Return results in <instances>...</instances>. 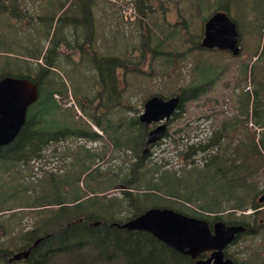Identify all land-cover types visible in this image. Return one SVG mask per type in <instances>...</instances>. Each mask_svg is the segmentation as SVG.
<instances>
[{
    "label": "rangeland",
    "instance_id": "obj_1",
    "mask_svg": "<svg viewBox=\"0 0 264 264\" xmlns=\"http://www.w3.org/2000/svg\"><path fill=\"white\" fill-rule=\"evenodd\" d=\"M15 1L21 5L14 4L18 11L16 16L0 14V72L2 73L8 69V71H11L10 74L16 76L22 75L23 72L34 75L40 67L37 62L44 63L45 59H50V62H52L57 59L53 64L57 66L59 73L47 68L46 74L42 77H51L57 86L63 89L56 92L55 96L61 106L71 108L74 115L78 117L79 121H71L74 123L73 125L88 131V136L91 138L76 139L74 137V139L69 140L72 146L75 147L80 144L84 149L78 153L57 151L54 154H57L59 162L62 163H53L55 157L51 155L53 152L49 146L41 160L36 158L28 163L24 162V167L21 170L17 169L18 165L16 163L18 162L3 163L2 165L8 166L0 168V198L2 199L0 205L12 206V209L8 210L7 213L12 210L16 211L23 225L27 223L30 225L32 220L29 211L36 204V200L43 201L44 193L41 194V192L46 187L49 188L48 177L51 172H53L54 182L51 189V198L53 199L70 200L77 196L86 205L87 200L93 197L101 199L104 196H116L120 199L119 206L122 207L132 197H137L142 193L143 204L139 206V209L144 210L147 208V204L145 198H143V191L147 188L146 183L149 181L150 184V181L156 177L162 191L175 192V196L172 197L173 204L177 202L178 207L187 209V212L184 213L188 215L207 219L210 227L216 219L228 223V216L231 213L234 215L253 213L255 209L251 206H248L244 211L238 209L234 210L235 213L230 211L232 209H229V207L237 202V199L236 201H230L227 198V201L222 202V199L226 196L224 193L221 194L225 184L230 185L238 182L236 178L227 177L223 168L218 173L220 176H214V183L204 188V192H209L211 196L205 195V199L202 201L196 200L197 195L195 196L191 192H189L191 193V197H189L187 193L189 183L186 187L182 185L179 187L176 178H182V173L186 171L184 169L189 167L187 165H191L190 162L193 160L194 164L191 167L197 166L199 169L195 176V183L199 186L198 182L202 180V176L204 177L207 172L204 166L208 160L225 158L220 156V152L223 150L227 153V156L232 155L233 151L246 152L247 149L243 150V148L232 150L235 145V142H232L233 138L235 141L242 139L246 135H250L252 131H255L256 140L260 137L262 127L254 122L251 115L245 116V114L239 113L238 106L242 102L245 104L248 99L245 90L253 88L250 75L251 66L255 64L259 65L261 71L264 69V61L257 60L264 59V55L260 54L258 57L259 54L254 53L256 50L255 40L258 39L254 28L258 24L261 35L259 36L257 50L261 49L264 40V0H256L257 4L258 1L260 2V5L258 4L259 12L257 11V14H259L258 22H255L252 18L255 13L251 12L249 15L250 0L247 10L240 9L238 16L237 9H234L232 14L229 13L235 20L237 17L236 23L241 45L238 54H232L229 50L201 47L199 41H201L203 35L204 20L200 24V36L192 34V31L196 33L199 28L198 21L195 19L190 26L191 32L185 38H182V34L180 37L175 34L172 37H165L164 34L171 26L164 27L163 22L165 21L166 26H168L178 20L180 16L176 0L169 1L165 9H162L163 3L159 0H89L88 15L86 5L76 9L75 7H78V5L73 2L74 0H71L69 6H67L68 10L58 13L54 20H52L53 14L69 0ZM141 4L152 5L154 10L148 11L149 8H140ZM260 6H263V8L260 9ZM196 10V4L191 0L188 8L189 15ZM159 19L162 25L161 36L165 38L162 47L157 46L154 40V36L159 35L154 27ZM86 31L88 33L87 38ZM167 39L169 40L168 43L166 42ZM192 39H198V43L195 44ZM76 41L82 43L78 45L79 49H82L79 59L75 58L73 51L63 52L58 58V45L68 42L75 44ZM63 48H68V46H63ZM4 49L10 50L12 53L7 55ZM171 51L176 52L175 58L166 59V57L171 56ZM71 55L75 57H71ZM104 55L118 57V59H114L118 63L114 71V76L117 77V89L114 92V95H116L115 100L119 102L118 109L122 110L124 116L133 114L137 117L135 125H139L138 130L141 131L143 130V124L139 119V114L143 110L144 100L149 95L161 93V95L169 97L178 92L181 94L183 87L187 89L191 81L199 80V74L201 76L209 73L208 80L202 83L206 90L197 96L186 97L182 105L178 106L176 112L169 119L168 133H170V136L167 137V140L163 142L161 140L163 137L160 138L152 145L150 153H146L148 161L144 176L143 179H140L141 182H136L137 185H129L125 181H121L118 175H111V173L119 174L127 170L130 166L129 161L138 159L132 144L128 143L129 145L126 146L128 153L124 152V145H122L123 150L120 149V141L117 142L116 140L125 141L126 139L109 138L108 134L111 132L112 124H109L107 133L103 132L99 136L91 135L92 128L95 130L97 128V132L101 130L94 124V119L88 117L87 110H96V104L104 103L105 92H109L108 89H104L105 92L103 91L99 71L93 61L94 57H104ZM167 60L173 61L171 71L167 67ZM120 61H123V65H119ZM125 61L127 62L126 69L124 68ZM244 64L247 65L246 72L241 73ZM134 66L138 67L133 70ZM245 74L247 76L244 77ZM63 75L67 80H64ZM100 96H103V98H100ZM252 96L253 94H251V99ZM90 97L91 100H89ZM86 104L87 106H85ZM249 105L251 112L252 104L249 103ZM116 109L117 107H115ZM235 115L238 117L237 123L239 125L236 124L228 130L230 138L225 143L226 138H219L218 133L224 129L223 123L228 119H232L231 123L233 124ZM86 120L88 123H86ZM118 121L115 120V122ZM115 122L112 121L114 126L117 127ZM132 131L135 132L136 127ZM81 135L84 136V133L81 132ZM216 138L218 141L221 139V142L216 141L203 153L198 152L191 155L190 158H185L181 153L187 143L195 144V147H197L201 139L212 141ZM246 138L248 139V137ZM94 140L97 144L92 142ZM114 140L118 145L114 143ZM218 145H224L225 149L219 150ZM95 146H97V149H95ZM177 146L178 148H176ZM61 148H63L62 145ZM86 151L92 152L93 155L88 156L90 165L94 166L98 163L93 168L92 173L87 175L83 170H80L83 168L79 162L73 163L77 161L74 155ZM64 167H70L71 170L75 171L73 174L78 175L79 171L80 178L76 181V177L74 182V179L70 177L71 184L66 182L63 177L71 172L68 169H61ZM74 167L75 169H73ZM164 169L175 170V172H173V175H169L164 173ZM209 174H211L210 171ZM153 175L155 176L153 177ZM44 176L46 177V184H41L40 178ZM260 181V187L264 189V179ZM171 182H174L177 186L171 188ZM58 185L60 188H56ZM124 189L129 190V193H125ZM185 190L186 192H179V194L185 196V204L180 202L182 198L175 201L177 191ZM8 192L12 193L6 196ZM259 195L260 193L257 194V198L253 200L254 202H258ZM51 201L53 200L44 202ZM156 202L157 204L164 202V199L159 198ZM137 203L138 201L134 200V204ZM200 203L204 207H201ZM258 204V209L262 211V216L260 215L259 218L263 220L264 199ZM55 206L53 205L54 208ZM164 206L173 208L171 205ZM205 207H208L209 210L205 211ZM217 207L223 210H217ZM215 209L216 211H214ZM114 210L117 213L125 212L116 208ZM176 210L182 211L181 209ZM5 212V209L0 211V222L2 224L4 221L14 224L18 220L15 215H6ZM21 215H24V217ZM16 224L18 230L19 222ZM259 240L260 235L257 232L239 234L224 250L234 259H245L244 256L247 251L256 247ZM99 247L101 246L98 245Z\"/></svg>",
    "mask_w": 264,
    "mask_h": 264
},
{
    "label": "trees",
    "instance_id": "obj_2",
    "mask_svg": "<svg viewBox=\"0 0 264 264\" xmlns=\"http://www.w3.org/2000/svg\"><path fill=\"white\" fill-rule=\"evenodd\" d=\"M159 1L163 3L162 9H165V6L167 5H164V2H172V0ZM190 1L191 0L175 1L178 5L180 16L178 20L170 23L168 26H166L165 21L163 22L164 27L171 26L164 34L165 37H172L174 34L180 37L182 34V38H185L187 34L191 32L190 26L195 19L198 21L199 28L196 33H193L192 31V34H198V36H200L201 21L205 20L211 12L218 8H222L232 14L233 10L237 9L238 16L240 9L247 10V5L249 3V0H193L196 4L197 10L189 15L188 8ZM8 2V5L4 2H0V14L16 16L18 12L16 5H14L11 0H8ZM88 2L89 0H75L74 3L78 5V7L75 8L79 9V7L86 5L88 15ZM258 4L260 5L259 1ZM258 4L256 0H250L248 8L249 15L251 12L255 13L252 17L255 22H258ZM140 8H149L148 11L154 10V6L152 5L141 4ZM262 8L263 6L260 9ZM246 14L247 17H249L248 13ZM235 21H237V17ZM238 21L240 20L238 19ZM154 27L159 34L154 36L155 43L157 46L162 47L164 46L165 38L161 36L162 25L160 19L155 23ZM255 29L258 39L255 40L256 50L254 53L259 54V57L260 54L262 56L264 55V40L262 41L263 45L261 46V49L257 50L259 46V36L261 35L259 24L254 30ZM166 42L168 43L169 40L167 39ZM192 42L197 44L198 39H192ZM4 50L7 55L12 53L10 50ZM171 52V56L166 57V59L175 58L176 52ZM114 59H118V57L104 55V57L93 58L94 64L99 71L102 89L103 91L104 89H108L109 92L104 91V103L96 104V110H87V112L88 117L94 119L95 123L104 133H107L109 124H112L113 127H111V132L108 134L109 138H125V141H116H120V149H122V145H124V152L128 153L126 146L132 144V148H136L139 144L138 141L143 137L146 127L142 126L143 130H138L139 125H135L137 117L133 114L124 116L122 110L118 109L119 102L115 100L116 95H114V92L117 89V79L116 76H114V71L116 66H118V63ZM257 60L264 61V59ZM37 63L40 67L36 74L31 75L27 72H23L22 75L31 76V78L38 83V99L28 107L26 120L17 137L9 144L0 147V168L3 163L18 162L19 164L16 163L18 165L17 169L21 170L24 167V162L28 163L30 160H35L36 158L41 160L44 157L48 146L49 148L52 147L51 139L54 136L62 142L63 148L60 149V152L62 153H76L84 149L83 146L75 148L69 143V140H72L74 137L76 138L77 135L81 134L82 127L73 125L74 123L71 121H79V119H77L78 117L74 115L71 108L61 106L54 95L55 92L63 89L57 86L52 78L42 77L47 72L48 64H51L50 59H45L44 63ZM246 64H244V68L241 69V73L246 72ZM119 65H123V61H120ZM126 66L127 62L125 61V69ZM137 67L138 66H134L133 70ZM167 67L169 68V71H171L173 61L167 60ZM250 69L253 88L251 90H245V95L248 99L245 104L244 102H242L241 105L239 104L240 106H238V108L239 113H242L243 115L245 114V116L251 115L254 122L262 127L259 139H255V131H249L250 135H246L248 139L243 137L242 139L235 141L233 138L232 142H235V145L232 150L243 148V150L247 149L246 152L244 153L243 151V153H239L233 151L232 155L227 156V153L223 150L220 152V156H224L225 158L221 160H211L209 158L211 161L208 160L204 166V169H207V172L204 177L202 176V180L198 182L200 184L199 186L195 183V176L199 169L197 166L194 168L191 167L194 164L193 160L190 162L191 165H187L189 167L184 169L186 171L182 173V178H176L179 187L180 185L186 187L189 183L187 193L189 197H191V193L195 196L197 195L196 200L198 201L204 200L205 195H210L209 192H204V188L211 186V184L214 183V176H220L218 173L222 171V168L227 177L238 179L237 183L230 185H227V183L225 184L221 190V194H226V196H224L226 199L222 197V202H224V200L227 201V198L230 199V201H236L237 199L238 201L231 204L229 207V209H232L230 211H233V213H235L234 210L237 209L244 211L248 206H251L255 210H253V213L251 214L241 213L239 215H234L231 213L228 216V223H243L246 229L240 234L257 232L260 235V240L256 243V247L250 248L247 251L244 256L245 259H234L231 255L234 264H264V219L262 220L259 218L262 211L258 209V202L253 201L257 198L258 193H260V195L264 193V189L260 187V180L264 179L262 178L264 177V69L261 71L259 65L255 64H253ZM202 72H204V70H202ZM3 73H11V71H8L7 69L2 73L0 72V75ZM208 75L209 73L201 76L199 74V80L191 81L187 86V89L186 87L182 88L183 92L180 94L181 98L178 106L182 105V102L186 97L197 96L199 93H203L206 90L202 83L208 80ZM245 76H247V74H245L244 77ZM186 90H188V92H186ZM251 94H253L252 99ZM100 98H103V96H100ZM89 100H91V97ZM249 103L252 104L251 112L249 110ZM85 106H87V104ZM115 107H117L116 110ZM235 116L233 124L231 123L232 119H228V121L223 123L224 129L221 133H218L219 138H226L225 143L230 138L228 130L236 124L239 125L237 123L238 117L237 115ZM116 119L119 121L115 122ZM112 121L117 124V127L114 126ZM86 123H88L87 120ZM135 127L136 131L133 132L132 130H134ZM91 135L99 136L100 134L91 130ZM221 139L220 141H218L217 138L212 141H203L201 139V142L197 147H195V144L187 143L181 153L185 158H190L193 154L207 151L216 141L220 143ZM116 141L114 140V143L118 145ZM218 147L219 150L222 148L225 149L224 145H218ZM88 155H90V153H88ZM147 156L148 155L143 152L138 154V159H132L129 161L130 166L127 170L122 171L119 174L111 173V175H118L121 181H125L129 185H137L136 182H141L140 179H143L148 161ZM77 162H80L81 166H87L86 170H88L85 175L92 173L93 169L89 170L90 160H88V158L87 160H77L73 163ZM5 166L7 167L8 165ZM65 169H68L71 172L70 174H65L63 177L66 182L71 183L70 177L74 180L77 177L76 181L80 178L79 171L77 175L73 174L75 171L71 170L70 167H65ZM80 170L85 172L84 169ZM163 171L169 175H173V172H175V170L169 171L168 169H164ZM209 171L211 174H209ZM52 175L53 172H51V175L48 177V181L51 185L49 184V188L45 185L46 189L41 192V194L44 193L43 201H39V199L36 200V204L32 206L29 211V216L32 220L29 226L21 223L20 217L17 215L16 211L12 210L10 213H7L9 212L8 210L12 209V206L7 205L8 207H6L0 205V211L5 209L6 215L13 214L18 219L14 224L8 223V221H4L3 224L0 222V264H19L17 261L10 262L7 259L17 250L31 244L37 237L41 238L35 246L31 248L28 259L24 261L22 260L23 264H194V259L189 255L174 250L148 231L138 229L131 230L112 224L113 222L121 223L143 210L139 209V206L143 204L141 198L142 193L137 197H132L131 200L125 203L122 207L119 206L120 199L116 196H104L101 199L93 197L87 200L86 205L82 202L83 200L77 196L70 200H61L60 198L53 199L51 198V189L54 186ZM154 176L155 175H153V177ZM40 179L41 184H46L45 176ZM58 183L60 184L59 180ZM146 184L147 188L143 191V198L146 200L147 207L171 205L175 209H181L183 212H187V209L178 207L176 204L177 202H174L173 204L172 197L175 196V192L171 191V193H169L162 191L156 177L150 181V184L149 181ZM175 186L177 185L174 182L170 183L171 188ZM56 188H60L59 185ZM124 192L129 193V190L124 189ZM179 192H186V190L177 191L174 200L179 201L182 198V201L180 200V202L185 204V196L179 194ZM11 193L12 192L6 193V196H9ZM159 198H163L164 202L157 204L156 201ZM0 200L2 199L0 198ZM49 200L53 201L44 202ZM134 200H137L138 203L134 204ZM53 205H56L55 208ZM200 205L201 207H204L201 203ZM115 208L120 211L124 210L125 212L117 213L114 210ZM207 208L208 207H205V211L209 210ZM216 209L223 210L218 207ZM216 209L214 211H216ZM208 215L206 216L208 217ZM98 219L100 220L99 223L93 222ZM17 222H19L18 230ZM98 245L101 247L98 248ZM225 255L230 257L229 253H226Z\"/></svg>",
    "mask_w": 264,
    "mask_h": 264
},
{
    "label": "water",
    "instance_id": "obj_3",
    "mask_svg": "<svg viewBox=\"0 0 264 264\" xmlns=\"http://www.w3.org/2000/svg\"><path fill=\"white\" fill-rule=\"evenodd\" d=\"M201 47L230 50L232 54L240 51L237 23L222 8L210 13L204 20ZM39 95L37 82L28 76L12 74L0 75V145L10 142L25 122L27 107ZM180 94L164 97L153 94L144 102L139 119L145 124L157 122L145 138V153L148 144L156 142L165 132L167 121L179 105ZM262 193L258 201H262ZM99 220L95 221L98 223ZM120 227L145 230L162 240L174 250L195 258L194 264H234L231 257L225 256L223 248L230 243L236 234L245 231L243 223H226L218 219L212 223L207 219L192 216L183 211L166 206H150L137 215L119 223ZM32 245L15 252L8 260L26 257ZM211 250L206 258H198L200 252Z\"/></svg>",
    "mask_w": 264,
    "mask_h": 264
},
{
    "label": "flooded vegetation",
    "instance_id": "obj_4",
    "mask_svg": "<svg viewBox=\"0 0 264 264\" xmlns=\"http://www.w3.org/2000/svg\"><path fill=\"white\" fill-rule=\"evenodd\" d=\"M0 2H4L5 4H6V0H0ZM164 3H166V2H164ZM168 124H169V122H167V126H166V129H165V132H164V135H163V138L161 139V140H163V142H165L166 140H167V137H169L170 136V133H168ZM144 127H146V129H145V131H144V134H143V137H141L140 138V140L138 141L139 142V144H138V146L136 147V148H134L135 149V152H136V155H138V154H141L142 153V150H143V147H144V139H145V135H146V133H147V131L149 130V128H150V126H144ZM83 132H87L88 133V131H83ZM221 133V132H220ZM79 138H84V136H80ZM215 138V137H214ZM93 143H95V144H97L96 143V140H94V141H92ZM177 142H178V140H177ZM60 144H61V140H58V138L56 137V136H54V137H52V139H51V145H52V152H53V157H55L54 159H53V163H56V162H58V163H61V162H59V158L57 157V154H54V153H57V151L59 152L60 151ZM151 148L153 147L152 145L150 146ZM176 148H178V146L176 147ZM95 149H97V146H95ZM139 151H140V153H139ZM150 151H151V149H150ZM96 153V152H95ZM150 153V152H149ZM57 157V158H56ZM216 220H218V219H216ZM215 220V221H216ZM214 222V221H213ZM227 223V222H226ZM211 229H212V226H211ZM240 233H238V234H236V236H235V238L239 235ZM234 240V239H233ZM232 240V241H233ZM231 241V242H232ZM230 242V243H231ZM230 243H228L224 248H223V252H224V255L226 254L225 253V248L230 244ZM30 245V244H29ZM27 246V245H26ZM211 254V250H205V251H202V252H200L199 253V255H198V258H206V257H208L209 255ZM187 255V254H186ZM190 256V255H189ZM226 256V255H225ZM191 257V256H190ZM192 259H194V261H195V258H193V257H191ZM23 259V258H22ZM27 259H28V257H27Z\"/></svg>",
    "mask_w": 264,
    "mask_h": 264
},
{
    "label": "bare ground",
    "instance_id": "obj_5",
    "mask_svg": "<svg viewBox=\"0 0 264 264\" xmlns=\"http://www.w3.org/2000/svg\"><path fill=\"white\" fill-rule=\"evenodd\" d=\"M86 26V25H85ZM86 30H87V26H86ZM86 38H87V31H86ZM96 128V127H95Z\"/></svg>",
    "mask_w": 264,
    "mask_h": 264
}]
</instances>
